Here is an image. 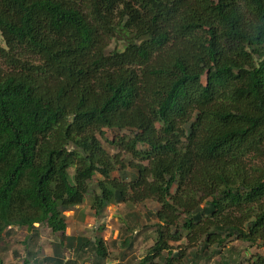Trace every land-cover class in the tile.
<instances>
[{
    "label": "trees",
    "instance_id": "trees-1",
    "mask_svg": "<svg viewBox=\"0 0 264 264\" xmlns=\"http://www.w3.org/2000/svg\"><path fill=\"white\" fill-rule=\"evenodd\" d=\"M88 194L97 217L157 205L136 264H172L183 237L264 247V0H0V245L25 229L38 264L44 225L40 264H102L100 239L66 231Z\"/></svg>",
    "mask_w": 264,
    "mask_h": 264
},
{
    "label": "rangeland",
    "instance_id": "rangeland-1",
    "mask_svg": "<svg viewBox=\"0 0 264 264\" xmlns=\"http://www.w3.org/2000/svg\"><path fill=\"white\" fill-rule=\"evenodd\" d=\"M111 139V134H107ZM128 160L129 156H125ZM70 176L73 169L69 170ZM113 177L115 174L112 175ZM117 176V175H116ZM100 175L94 176L93 182L100 180ZM128 181V179H127ZM93 188V187H92ZM92 196H85L82 204L64 212L67 224V234L71 236H85L89 239H100L108 253V257L102 264H136L144 258L148 249L153 246L156 237V220L151 215L157 205L151 201L143 203H122L108 205L97 217L92 210ZM133 226V231L126 227ZM38 239L35 245L29 243L30 251L37 252V261L46 256H52L54 245L59 241V236L53 234L46 226H37ZM29 232L25 229H13L10 236H6L0 245V258L2 264H23L27 257L24 244ZM126 238H130L132 247L123 245ZM201 241V240H200ZM172 264H234L232 260L247 262L253 254H264V247H250L247 244L232 240L223 245L220 253H213L215 246H211L204 254L200 251V243H190L185 237L180 241L170 242ZM182 254L178 257L177 254ZM66 259L73 258V253L63 250ZM166 254V253H164ZM209 255V256H208ZM91 259L79 261L78 264H93ZM159 264H164L157 260ZM32 264V263H30ZM44 264V263H43Z\"/></svg>",
    "mask_w": 264,
    "mask_h": 264
}]
</instances>
